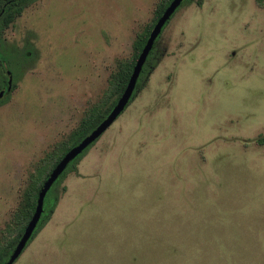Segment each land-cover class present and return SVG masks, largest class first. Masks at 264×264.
Returning a JSON list of instances; mask_svg holds the SVG:
<instances>
[{
    "label": "rangeland",
    "instance_id": "1",
    "mask_svg": "<svg viewBox=\"0 0 264 264\" xmlns=\"http://www.w3.org/2000/svg\"><path fill=\"white\" fill-rule=\"evenodd\" d=\"M159 2L37 0L5 31L29 58L0 98L1 248ZM140 83L14 264H264V0H186Z\"/></svg>",
    "mask_w": 264,
    "mask_h": 264
},
{
    "label": "trees",
    "instance_id": "2",
    "mask_svg": "<svg viewBox=\"0 0 264 264\" xmlns=\"http://www.w3.org/2000/svg\"><path fill=\"white\" fill-rule=\"evenodd\" d=\"M37 0H0V92H4L3 98L6 99L10 97V92L8 91L9 87V71L15 74V70H17L24 59V62L29 58L25 53L21 55V53H13L6 50L5 47V31L15 22V20L23 13L25 8L35 2ZM173 0H160L158 6L155 10L154 18L151 23L146 26V28L138 35L137 39L134 43V54L131 58L126 59L120 63V67L118 72L114 75L113 81L109 87L108 94L105 98L100 101L94 103L86 112L84 117L81 119L76 131L73 133L72 140L70 144L66 145L63 148L61 154L55 157L53 160L48 163V170L46 174L40 179L39 183L36 186L31 187L27 191V210H26V221L20 226L18 224V228L16 231V235L12 238V240L7 244L6 247H0V264H4L6 260L9 258L10 254L15 249L19 240L23 236L26 227L31 221L38 202V193L43 183L46 181L48 176L51 174L53 169L57 166L59 161L63 158V156L76 144H78L83 138H85L92 130H94L111 112L113 107L117 104L118 100L122 96L125 91L136 62L141 54L154 26L156 25L158 19L162 16L167 7L171 4ZM184 0L182 4L185 2ZM181 4V5H182ZM180 5V6H181ZM169 22V21H168ZM167 22V23H168ZM166 23V24H167ZM165 27V26H164ZM157 42V40H156ZM155 42V45H156ZM154 45V47H155ZM153 49L151 50L146 63L143 66L142 72L137 82L136 89L134 94L130 100L135 97L137 90L140 88L141 80L147 73L149 72V62L153 55ZM16 87V81L13 82L12 90ZM2 100H0L1 102ZM129 102V104H130ZM128 104V105H129ZM96 142V141H95ZM94 142V143H95ZM257 142L260 144H264V137H260L257 139ZM93 143V144H94ZM91 144L82 154H80L77 158H75L67 167V169L62 173V175L58 178V180L54 183L52 188L46 195L44 202V211L41 216V219L32 235L30 240L27 243V246L38 233V231L44 226V224L51 218L52 214L57 205L58 197L57 195H53L54 189L57 184L60 182L61 178L69 171H74L77 169V164L81 157L85 154V152L93 145ZM26 246V247H27Z\"/></svg>",
    "mask_w": 264,
    "mask_h": 264
},
{
    "label": "water",
    "instance_id": "3",
    "mask_svg": "<svg viewBox=\"0 0 264 264\" xmlns=\"http://www.w3.org/2000/svg\"><path fill=\"white\" fill-rule=\"evenodd\" d=\"M184 0H173L171 4L164 11L162 16L158 19L156 25L154 26L139 58L136 62L128 85L123 92L122 96L118 100L117 104L113 107L108 116L94 129L92 130L85 138H83L78 144L72 147L59 161L57 166L53 169L51 174L48 176L46 181L43 183L42 187L38 193V202L35 213L29 222L28 226L25 229V232L18 244L16 245L13 252L10 254L9 258L6 260L4 264H14L17 259L21 256L23 251L25 250L28 241L32 237L40 219L44 211V202L47 193L52 188L54 183L58 180V178L62 175V173L67 169L68 165L77 158L80 154H82L91 144L97 141L106 131L107 129L116 121V119L122 114V112L128 106L134 91L137 86L138 79L142 72L143 66L147 61V58L153 49L155 42L159 35L161 34L164 26L170 20L172 15L176 12L179 6L182 4ZM9 87L8 91L12 90L13 77L12 73L9 72ZM4 95V92H0V98Z\"/></svg>",
    "mask_w": 264,
    "mask_h": 264
}]
</instances>
